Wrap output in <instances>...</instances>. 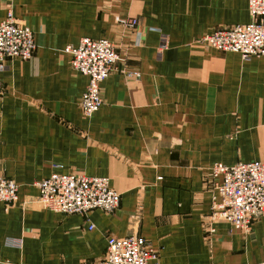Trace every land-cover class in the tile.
<instances>
[{
	"label": "crops",
	"instance_id": "0c3cea01",
	"mask_svg": "<svg viewBox=\"0 0 264 264\" xmlns=\"http://www.w3.org/2000/svg\"><path fill=\"white\" fill-rule=\"evenodd\" d=\"M9 13L32 29L36 51L0 72V176L19 187L15 204L0 203V264H97L109 237L132 235L160 264L264 262V215L248 231L205 232L212 166L264 163V57L199 43L250 24L248 0H0V23ZM130 19L133 28L119 23ZM83 39L112 41L121 58L89 118L88 78L64 53ZM55 173L108 178L119 208L39 206L36 184Z\"/></svg>",
	"mask_w": 264,
	"mask_h": 264
},
{
	"label": "built area",
	"instance_id": "2783aa9c",
	"mask_svg": "<svg viewBox=\"0 0 264 264\" xmlns=\"http://www.w3.org/2000/svg\"><path fill=\"white\" fill-rule=\"evenodd\" d=\"M252 22L236 25L202 37L199 43L219 52L236 53L245 62L264 57V0H248ZM127 28L137 20H120ZM167 48L163 38L161 52ZM36 51L34 32L15 20L12 13L0 23V72L9 61H29ZM64 53L70 57L73 70L86 76L88 84L80 100L82 114L89 118L103 106L102 86L111 74L119 71L121 58L117 45L109 40L83 39L78 46H69ZM138 76V74H135ZM2 92L0 91V113ZM211 213L205 221L207 235L217 223L250 230L264 215V163L252 162L227 167L215 164L211 168ZM220 179V181H217ZM39 197L36 204L52 212L72 215L95 210L114 213L120 206L121 195L115 192L108 178H92L84 174H52L36 184ZM18 185L0 176V203L10 205L18 201ZM17 243V241H15ZM16 247L14 243L8 244ZM97 264H160L159 253L141 237L124 239L109 237L105 256ZM259 264H264L261 262Z\"/></svg>",
	"mask_w": 264,
	"mask_h": 264
}]
</instances>
